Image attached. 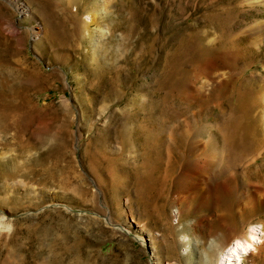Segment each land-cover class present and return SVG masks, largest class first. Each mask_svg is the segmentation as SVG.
<instances>
[{"label":"rangeland","instance_id":"1","mask_svg":"<svg viewBox=\"0 0 264 264\" xmlns=\"http://www.w3.org/2000/svg\"><path fill=\"white\" fill-rule=\"evenodd\" d=\"M20 1L0 0V264L262 245L264 0Z\"/></svg>","mask_w":264,"mask_h":264},{"label":"bare ground","instance_id":"2","mask_svg":"<svg viewBox=\"0 0 264 264\" xmlns=\"http://www.w3.org/2000/svg\"><path fill=\"white\" fill-rule=\"evenodd\" d=\"M7 1L10 2L11 4H13L17 8V10L20 13H22L23 15L25 13L31 11L30 5L27 4L26 2H22L20 0H7ZM111 1L112 0H103L102 1L103 2V5H104V10L106 12L109 10ZM42 33H43L42 27H40V26L37 25V26H35V27L32 28V35L34 36V38L36 40L39 39L43 35ZM240 140H237V141H235L233 143V145H232L233 148L235 146L236 147H239L241 145V143H239ZM249 146H250V144H249ZM235 148L232 149V151H234ZM250 154L251 153L249 152L248 156ZM235 160H237V159H235ZM258 234L256 232L255 227H250L248 229V233H247V236L246 237H238V238H235L233 240V245L232 246H230L227 249L226 248L225 249H222L220 251V253L218 252V255H216V257H214L216 263L217 264H247V263L244 262L243 258H244L245 255L249 254L252 251L253 248L258 249L259 251L264 250V242H263L262 245H259V243H258L260 241L259 240L260 238H259ZM186 236H189V235H186ZM231 249H232V251H230ZM211 257H213V256H211Z\"/></svg>","mask_w":264,"mask_h":264},{"label":"snow or ice","instance_id":"3","mask_svg":"<svg viewBox=\"0 0 264 264\" xmlns=\"http://www.w3.org/2000/svg\"><path fill=\"white\" fill-rule=\"evenodd\" d=\"M230 251H232V249Z\"/></svg>","mask_w":264,"mask_h":264}]
</instances>
